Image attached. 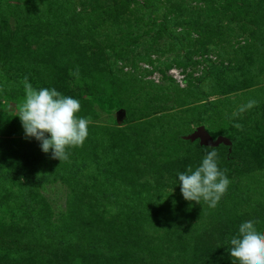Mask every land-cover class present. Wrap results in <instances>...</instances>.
I'll list each match as a JSON object with an SVG mask.
<instances>
[{
	"label": "rangeland",
	"instance_id": "rangeland-1",
	"mask_svg": "<svg viewBox=\"0 0 264 264\" xmlns=\"http://www.w3.org/2000/svg\"><path fill=\"white\" fill-rule=\"evenodd\" d=\"M25 76L91 117L68 161L26 138ZM199 126L226 139L214 209L178 182ZM247 220L264 231V0H0V264H233Z\"/></svg>",
	"mask_w": 264,
	"mask_h": 264
},
{
	"label": "clouds",
	"instance_id": "clouds-1",
	"mask_svg": "<svg viewBox=\"0 0 264 264\" xmlns=\"http://www.w3.org/2000/svg\"><path fill=\"white\" fill-rule=\"evenodd\" d=\"M78 77L79 70L70 73ZM25 96L17 105L18 116L26 138H35L40 142L44 153H52L53 159L61 162L70 158L69 149L82 146L89 135L91 117H81V103L71 96L62 95L55 88L37 89L27 76L22 80ZM256 106L255 100H249L238 107L233 118ZM240 129L242 125L235 123ZM219 152L211 147L206 150L202 162L186 172L177 173L181 194L186 201L216 208L230 184L226 173L218 166ZM229 254L233 264H264V231L258 230L256 221L247 220L239 225L238 235L229 241Z\"/></svg>",
	"mask_w": 264,
	"mask_h": 264
},
{
	"label": "water",
	"instance_id": "water-1",
	"mask_svg": "<svg viewBox=\"0 0 264 264\" xmlns=\"http://www.w3.org/2000/svg\"><path fill=\"white\" fill-rule=\"evenodd\" d=\"M189 138L192 141L198 138L200 140V144L206 147H217L220 144L226 143V139L223 137H218L215 142H212V137L205 132L202 126H199Z\"/></svg>",
	"mask_w": 264,
	"mask_h": 264
},
{
	"label": "trees",
	"instance_id": "trees-1",
	"mask_svg": "<svg viewBox=\"0 0 264 264\" xmlns=\"http://www.w3.org/2000/svg\"><path fill=\"white\" fill-rule=\"evenodd\" d=\"M228 159H231L232 160V158H230V157H228Z\"/></svg>",
	"mask_w": 264,
	"mask_h": 264
}]
</instances>
